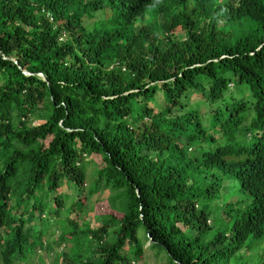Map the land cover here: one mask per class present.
<instances>
[{
	"label": "trees",
	"instance_id": "trees-1",
	"mask_svg": "<svg viewBox=\"0 0 264 264\" xmlns=\"http://www.w3.org/2000/svg\"><path fill=\"white\" fill-rule=\"evenodd\" d=\"M249 4L197 7L169 36L122 0H0V209L49 217L71 245L58 264H134L147 242L167 264H264V0ZM101 186L121 216L92 229L77 218Z\"/></svg>",
	"mask_w": 264,
	"mask_h": 264
},
{
	"label": "clouds",
	"instance_id": "clouds-1",
	"mask_svg": "<svg viewBox=\"0 0 264 264\" xmlns=\"http://www.w3.org/2000/svg\"><path fill=\"white\" fill-rule=\"evenodd\" d=\"M126 5V16L129 15V18L132 21L133 26L139 25L142 21L147 23L148 25H153V20L155 17L159 19L158 27L164 32L166 35H171L172 33L179 34L180 29L177 27L173 30V21L175 19L188 20V15L191 14L196 17V8L198 9H213L215 6L224 2L225 0H149L150 9L152 11V17L150 18L147 14V6L140 0H122ZM246 1L250 2L249 7H253L255 9V1L256 0H231V3L234 6H239L244 4ZM140 7L145 11V15H142V11ZM49 18L52 20L51 14H47ZM98 15V14H97ZM100 17H96V15L90 19L92 21L87 22L92 24L94 21L103 18V13L99 14ZM86 20L89 18H85ZM154 26V25H153ZM114 66H120L122 70H125V66L121 64L117 60H113L110 62L108 68H112ZM19 210L22 211L21 208ZM18 209L11 211V213L3 212L0 209V253H1V264H3L2 250L5 245L16 244L19 246V250H17L14 255L12 262L10 264H38L37 259L32 260L30 256H25L22 254V247L29 248L32 250L31 253L36 251L38 254L41 252L42 248L48 250V259L46 264L50 263V258L54 254H61L64 252L65 243L56 242L58 236V230H54V235L50 238V243H55L57 248L55 250H51L48 244L45 243V238L47 235H43L42 230L34 231L32 228L37 226V221L39 219H31L29 214L25 211L22 213H17ZM40 217L44 215L39 214ZM37 212L34 213V217L39 216ZM42 218V217H41ZM45 218V217H44ZM56 235V238L54 239ZM54 239V240H53ZM38 241V243L36 242ZM60 259V257H59Z\"/></svg>",
	"mask_w": 264,
	"mask_h": 264
},
{
	"label": "rangeland",
	"instance_id": "rangeland-1",
	"mask_svg": "<svg viewBox=\"0 0 264 264\" xmlns=\"http://www.w3.org/2000/svg\"><path fill=\"white\" fill-rule=\"evenodd\" d=\"M96 17H100V15H96ZM87 22L92 21V19H87ZM41 75V74H40ZM191 100H200L199 95L193 94L191 95ZM154 106L160 107L162 105V97L160 94H158L155 103H153ZM43 118L44 116L41 115ZM39 123V119L37 118L36 115H33V117L30 118L29 123L30 125H36ZM90 156L86 157L87 160H90ZM95 161L88 164L86 168V182L85 183V190L89 186V181L93 178V174L96 172L97 168L100 167L103 164V161L101 160L100 156L94 157ZM94 186H91L90 188H93ZM63 190L67 192H71V188L67 189L63 187ZM75 193H80V190L75 189ZM84 191L80 194L84 195ZM74 194V192H73ZM116 193L111 192L109 189H105L102 186L93 193V195L89 198L88 202L86 205L83 207L82 213L79 215L77 218L78 223H82L83 218L86 219V222H88L90 228L95 229L101 225V221L106 214H111L114 213L117 216H121V212H119V204H120V199L115 198ZM237 199L236 196H231L229 198L230 201H234ZM20 207H18L17 213H20L21 210H19ZM41 222L40 220L37 221V226L33 227L32 229L34 231H38L37 228H40V231L42 230L43 235H47L48 237L45 238V243L48 244V246H52L53 244L50 243V238L54 235V230L56 229L55 225L53 222L50 220L49 217L46 216H41ZM84 227V225H83ZM66 228L65 226L61 227ZM56 238V235L54 239ZM58 238V236H57ZM53 239V240H54ZM38 243V241H36ZM56 242H59L58 239H56ZM65 243V248L64 251H67L66 255H69L68 249L70 248L69 242H64ZM149 242L145 244V251H144V256L140 259L134 260V264H167L166 259H164L163 256L160 254H156L153 250H151L149 247H147ZM29 248H25L24 246L22 247V254H24L26 257L30 256L32 260L35 258L37 259L38 264H46V261L48 259V250L42 248L41 252L38 254L36 251L31 253L30 246ZM246 253V251L244 252ZM61 254H54L50 258V263L51 264H58L59 257ZM133 263V260L131 261ZM0 264H1V253H0Z\"/></svg>",
	"mask_w": 264,
	"mask_h": 264
},
{
	"label": "water",
	"instance_id": "water-1",
	"mask_svg": "<svg viewBox=\"0 0 264 264\" xmlns=\"http://www.w3.org/2000/svg\"><path fill=\"white\" fill-rule=\"evenodd\" d=\"M43 76V75H42Z\"/></svg>",
	"mask_w": 264,
	"mask_h": 264
}]
</instances>
